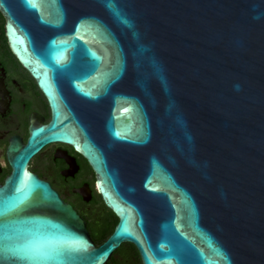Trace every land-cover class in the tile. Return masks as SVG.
Returning <instances> with one entry per match:
<instances>
[{
  "label": "water",
  "instance_id": "1",
  "mask_svg": "<svg viewBox=\"0 0 264 264\" xmlns=\"http://www.w3.org/2000/svg\"><path fill=\"white\" fill-rule=\"evenodd\" d=\"M50 119L12 136L0 264H264V0H0ZM81 153L117 217L85 220L28 168Z\"/></svg>",
  "mask_w": 264,
  "mask_h": 264
},
{
  "label": "flooded vegetation",
  "instance_id": "2",
  "mask_svg": "<svg viewBox=\"0 0 264 264\" xmlns=\"http://www.w3.org/2000/svg\"><path fill=\"white\" fill-rule=\"evenodd\" d=\"M3 24L0 14V183L9 172L5 150L10 137L19 136L25 142L31 118H40L43 123L50 119L47 100L36 81L12 53ZM28 168L48 182L85 220L91 239L96 231L108 225L112 224L113 229L117 217L98 192L96 174L73 146L49 143L31 157ZM122 245L137 258L136 264H141L135 247L130 243ZM120 264H126V260L120 258Z\"/></svg>",
  "mask_w": 264,
  "mask_h": 264
},
{
  "label": "trees",
  "instance_id": "3",
  "mask_svg": "<svg viewBox=\"0 0 264 264\" xmlns=\"http://www.w3.org/2000/svg\"><path fill=\"white\" fill-rule=\"evenodd\" d=\"M111 229H112V224L111 225H108L106 227H104L102 230L100 231H96L93 235H92V240L95 242L96 245L100 244L102 241L105 240V238L109 235V233L111 232ZM121 247V246H120ZM135 249V248H134ZM136 250V249H135ZM116 253H119L120 254V258H124L126 260V264H136V259L130 249L128 247H125L124 249H117L111 259L108 261L107 264H111L112 262H114V255ZM136 254H137V250H136ZM117 264H120V260L118 261Z\"/></svg>",
  "mask_w": 264,
  "mask_h": 264
},
{
  "label": "rangeland",
  "instance_id": "4",
  "mask_svg": "<svg viewBox=\"0 0 264 264\" xmlns=\"http://www.w3.org/2000/svg\"><path fill=\"white\" fill-rule=\"evenodd\" d=\"M126 246L125 245H122L121 247H119V249L121 248V249H124ZM114 262H112L111 264H117L118 263V261L120 260V254L119 253H116L115 255H114Z\"/></svg>",
  "mask_w": 264,
  "mask_h": 264
}]
</instances>
